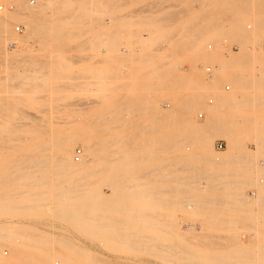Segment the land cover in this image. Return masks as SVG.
I'll return each mask as SVG.
<instances>
[{"label":"rangeland","instance_id":"obj_1","mask_svg":"<svg viewBox=\"0 0 264 264\" xmlns=\"http://www.w3.org/2000/svg\"><path fill=\"white\" fill-rule=\"evenodd\" d=\"M21 1L39 14L2 36L0 264H264V63L223 65L264 56V33L249 41L264 1L0 0V19ZM216 115L236 149L193 131Z\"/></svg>","mask_w":264,"mask_h":264},{"label":"bare ground","instance_id":"obj_2","mask_svg":"<svg viewBox=\"0 0 264 264\" xmlns=\"http://www.w3.org/2000/svg\"><path fill=\"white\" fill-rule=\"evenodd\" d=\"M45 1V0H44ZM52 2L48 5V7L49 8H51V7H53V8H56L57 7V4L58 3H60L61 4V2H62V0H51ZM76 2H79V3H81V5H82V11L84 12V10L88 7H90V8H95V7H97V4H96V2H95V0H75ZM111 1V2H110ZM249 3L250 2H252L253 0H247ZM262 1H264V0H262ZM238 2V1H237ZM236 2V3H237ZM234 4H235V2H233ZM242 3V2H241ZM248 3V4H249ZM32 4H36V0H34V2H33V0H32ZM105 4H107L108 6H110L111 8H115V9H117V8H121V7H130L131 5H133V1L132 0H108V2H106ZM231 4V3H230ZM260 4V3H259ZM238 5V4H237ZM235 7H236V5H234ZM233 6V7H234ZM254 6H256L255 4H254ZM238 7V6H237ZM87 8V9H88ZM89 8V9H90ZM98 8V7H97ZM251 8V7H250ZM2 9V8H1ZM37 9V8H36ZM235 11H238L239 9H237V8H233ZM91 10V9H90ZM249 12V11H248ZM39 14V12H38V10H33V9H31L30 8V6L28 5V3H26V2H23V1H21V3H19V5H18V8H17V10H15L12 14H6V16L3 18V19H0V51H2L1 49H2V46H3V40H2V36L3 35H6L8 32H10L9 31V27L11 26V24L12 23H14V22H19V21H24V22H26V23H29L30 24V29H29V34L31 33L32 34V32H35L34 30H36V27H35V25H34V21L36 20V18L38 17L37 15ZM251 15V14H250ZM249 15V16H250ZM228 18V17H227ZM240 18L239 17H236V18H234L233 19V21L232 22H234L233 24V28L235 29L236 27H237V25H239V26H241V23L239 24V20ZM246 18H244V20H245ZM244 20H242V21H244ZM246 20H248V19H246ZM230 21H231V19H230ZM255 31H254V36L253 37H251V38H249V41H251V40H255V39H257L258 37H259V35L261 34V33H264V20H258V21H256L255 23ZM239 26L236 28V29H238L239 28ZM251 28V27H250ZM11 29V28H10ZM16 30H17V28H16ZM12 31V30H11ZM242 30H236L235 31V33H234V36L236 37V36H238L239 37V40L241 41V43H242V41L243 40H245L244 38H246L248 35H244V37H242L243 36V32L245 31H243V32H241ZM11 33V32H10ZM8 35V34H7ZM31 36V35H30ZM246 36V37H245ZM7 37V36H6ZM115 40H116V38L114 37V38H112L111 39V41L112 42H115ZM118 41V40H117ZM112 42H110V43H112ZM244 42H246V41H244ZM255 42H259V41H255ZM254 42V43H255ZM6 43V42H5ZM4 43V44H5ZM17 44V43H16ZM260 45V44H259ZM259 45H258V49H259ZM16 46V45H15ZM258 51V50H257ZM263 54V53H262ZM231 58H229V60H224L223 61V65L227 68V71H229L228 69H230V68H233V67H235V66H237V67H239L240 65H246V67H247V71H246V73L243 75L244 76V78H245V75L246 76H250V74H252L253 75V71H255V69H254V67H253V65L254 66H257L258 64H263L264 63V56L263 55H261V54H256L255 53V49H254V51H253V53H249V52H240L239 54L237 53V54H232V56H230ZM259 66V65H258ZM261 66V65H260ZM261 67H263V66H261ZM258 68V67H257ZM243 69V68H242ZM206 70H208V68L206 69ZM218 70V69H217ZM234 73H237V72H234ZM241 74H243V73H241ZM209 75V74H208ZM239 75V74H238ZM258 75V74H257ZM209 76H212V74L211 75H209ZM214 76V75H213ZM212 76V77H213ZM229 76V75H228ZM233 76H236V75H233ZM243 76H241L240 77V80H237V79H239V78H237L236 80H233L234 81V83H236L235 85H236V89H240V88H242V89H245L246 90V88L248 89H251L252 88V85L251 84H249V83H251L253 80L254 81H256L255 79V74H254V77L251 79L250 78V80H249V83H247V84H240L239 83V81H241V82H243L242 81V77ZM231 78H233V77H231ZM247 78V77H246ZM230 79V78H229ZM249 79V78H248ZM253 81V82H254ZM247 82H248V80H247ZM228 88H230V87H227V89ZM236 96V95H235ZM235 98H237V97H235ZM235 98H231L229 101H233V102H235L236 101V99ZM247 99H246V97H245V100H243L244 101V103H245V101H246ZM229 101H227V102H229ZM242 101V102H243ZM205 102V101H204ZM239 101H237V103L235 102V104H239L238 103ZM242 102H240V104L242 103ZM225 104V103H224ZM231 105H234V104H231ZM230 105V106H231ZM226 106V104L224 105V107ZM210 110V109H209ZM217 119H218V116L216 115L215 116V118H214V120H209L210 122L207 124H202L203 126H201V125H199V126H197L196 125V127H194V132H196V133H199V134H201V137L202 138H207V141L209 140L208 138L211 136V133L213 134V133H215L214 131H216V134H218L217 132H219V135H224L225 137L226 136H230V137H228V139L230 138V140H228L229 141V145L230 146H232V147H235V149L237 148V146H239V145H237V143H236V141L238 142V140L237 139H235V138H233V137H236V135L234 134V133H236L234 130H233V132H232V130H231V128H228V129H222L221 128V126H223L222 124H223V122H217ZM207 121H208V119H207ZM219 123H222L221 124V126L219 125ZM193 127H192V129H193ZM230 129V130H229ZM192 131V130H191ZM220 132H222V133H220ZM233 135H235V136H233ZM214 136V135H213ZM227 138V137H226ZM210 139H212V138H210ZM64 140V139H63ZM63 142V141H62ZM31 143V142H30ZM205 143V142H204ZM60 145V147L58 148V151H59V155H58V161L57 162H59V164H61L62 166H64V167H69V166H71L72 165V162H71V160L69 159V157L71 156V151H72V147H71V145L68 143V141L65 139V141L63 142V143H60L59 144ZM70 145V146H69ZM258 147H259V149H260V151H259V154H260V152L262 151L263 152V150L262 149H264L263 147H264V140L262 141V142H259L258 144ZM90 146H93V145H90ZM89 146V147H90ZM211 146V145H210ZM91 148V147H90ZM238 148H241V147H238ZM210 149H213L212 148V146H211V148ZM243 152V151H242ZM71 158V157H70ZM56 159V160H57ZM75 159V161H77L76 160V158H74ZM93 160V162H95V160H96V158L94 157V158H92ZM241 159L243 160V162H244V168L246 169V170H251V168L254 166V164H255V162H256V159L255 158H253V155H248L247 153H246V151H244L243 152V155H241ZM27 161H28V159H26ZM25 160V161H26ZM80 160H81V158H80ZM79 160V161H80ZM213 160V162L215 161V163H217V162H220V160L216 157V158H213L212 159ZM84 161V160H83ZM82 160L80 161V162H76V163H81V164H78V165H81V166H84V163H85V161L83 162ZM83 162V163H82ZM222 163V162H221ZM83 164V165H82ZM85 167V166H84ZM28 168V167H27ZM254 168V167H253ZM24 169V168H23ZM25 169H26V167H25ZM83 168H80V169H77L76 171H78V170H82ZM84 170V169H83ZM75 171V172H76ZM23 176V175H22ZM2 177V176H1ZM8 178V177H7ZM245 180V179H244ZM10 182V181H9ZM242 182H244V181H242ZM241 182V183H242ZM6 183L8 184V181L6 180V177L5 178H3L2 177V179H0V188L2 189L4 186L6 187ZM245 184H247L248 183V181H247V179H246V181L244 182ZM237 184V183H236ZM239 184V183H238ZM249 185V184H248ZM237 187V186H236ZM244 187H246V185L244 186ZM5 188H3V190H4ZM243 189V188H242ZM3 190H1L0 191V200H2L3 198H4V196H5V194L6 193H8V192H5V190L3 191ZM244 190V189H243ZM246 190V189H245ZM8 191V190H7ZM24 193H27V192H24ZM100 194V193H99ZM8 195V194H7ZM238 195V196H237ZM237 195H234V196H236L237 197V199H235V201L236 200H239V201H241V202H245L246 201V198H245V193H244V191H239V193L237 194ZM36 196V195H35ZM106 199H109V198H105L104 200H106ZM252 199V198H251ZM238 202V201H237ZM241 202H239V203H241ZM181 236H183L182 235V233L180 234ZM180 236V237H181ZM95 261V260H94Z\"/></svg>","mask_w":264,"mask_h":264},{"label":"built area","instance_id":"obj_3","mask_svg":"<svg viewBox=\"0 0 264 264\" xmlns=\"http://www.w3.org/2000/svg\"><path fill=\"white\" fill-rule=\"evenodd\" d=\"M33 2H34V0H33ZM17 31H18V32H22V31H23V26H22V25H18V26H17ZM10 45H11V46H15L16 43L11 42ZM207 73H208L209 75H211V74L213 73V70H212L211 67H208ZM228 89H229V88H228ZM199 117L202 118V117H203V113H200V114H199ZM219 146H220V148H222V147H223V144L221 143ZM81 155H82V150H81V149H78V150L75 152V158H76L77 161L80 160Z\"/></svg>","mask_w":264,"mask_h":264}]
</instances>
